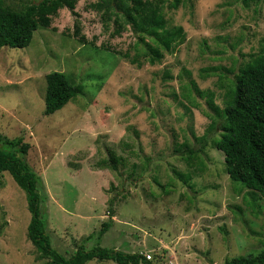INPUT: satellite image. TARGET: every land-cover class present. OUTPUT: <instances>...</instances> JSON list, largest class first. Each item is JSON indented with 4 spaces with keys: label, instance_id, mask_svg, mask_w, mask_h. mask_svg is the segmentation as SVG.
Instances as JSON below:
<instances>
[{
    "label": "rangeland",
    "instance_id": "1",
    "mask_svg": "<svg viewBox=\"0 0 264 264\" xmlns=\"http://www.w3.org/2000/svg\"><path fill=\"white\" fill-rule=\"evenodd\" d=\"M32 1L4 0L16 9ZM97 1L79 0L76 8L89 43L65 34L75 30L77 17L64 8L51 27L38 28L29 46L0 49V135H22L31 144L27 161L48 196L41 208L53 247L69 257L80 244L100 243L143 253L152 264H223L261 252L264 197L226 172L225 154L212 144L222 130L208 92L223 109L222 84L262 51L264 0L165 6L168 26L182 25L186 40L156 64L141 57V67L132 62L139 53L136 34L129 28L114 35L113 22L104 25L91 7ZM52 71L83 84L84 93L45 115ZM205 140L194 164L176 153L184 141L201 148ZM110 149L124 160L119 170L101 166ZM174 169L192 172V187ZM112 210L113 224L100 238ZM30 220L26 192L4 172L0 264H51L28 237Z\"/></svg>",
    "mask_w": 264,
    "mask_h": 264
},
{
    "label": "trees",
    "instance_id": "2",
    "mask_svg": "<svg viewBox=\"0 0 264 264\" xmlns=\"http://www.w3.org/2000/svg\"><path fill=\"white\" fill-rule=\"evenodd\" d=\"M79 0H35L21 9L7 5L0 0V49L3 47L24 48L30 45L39 27H51L54 17L61 9L68 8L77 17L75 30L65 33L75 37L82 43H89L83 33L78 19L77 3ZM249 4L258 0H242ZM181 0H98L91 7L101 12L104 25L114 24L113 34H121L131 28L137 36L136 47L139 53L132 58L138 67L143 65V57L151 64L161 62L167 52L186 40V31L182 25L169 27L164 14V7L178 8ZM141 46V47H140ZM120 53V52H119ZM125 57L128 53H123ZM45 115L62 109L72 99L84 93L83 84H75L61 71H52L46 75ZM195 89L200 92L197 84ZM227 87L225 107L221 109L214 102V94L208 92L209 107L221 119V134L212 139L215 148L225 154L226 172L230 179L247 188L252 193L264 197V47L262 51L235 73L234 79ZM213 121L211 128L216 129ZM208 145L202 143L201 148H193L184 141L176 147V153L191 164L197 155ZM31 144L20 135L10 138L0 135V175L9 172L16 183L26 192L31 220L27 233L41 258H47L51 264H86L88 261L113 260L117 264H152L145 254L126 252L116 248L102 246L100 243L88 249L80 244L75 253L69 257L53 247L47 231L46 219L42 212V204L48 200L42 177L27 161ZM108 158L101 161L103 168L119 170L124 164L123 158H117L113 150H109ZM197 169V168H196ZM195 169V170H196ZM175 176L189 187L193 173H184L174 169ZM113 203V199L111 200ZM111 209L113 205L111 204ZM114 210L109 220L103 222L99 237L103 236L113 224ZM6 222L0 226V234ZM93 236L89 235V240ZM223 264H264V249L257 253L238 255L225 259Z\"/></svg>",
    "mask_w": 264,
    "mask_h": 264
},
{
    "label": "built area",
    "instance_id": "3",
    "mask_svg": "<svg viewBox=\"0 0 264 264\" xmlns=\"http://www.w3.org/2000/svg\"><path fill=\"white\" fill-rule=\"evenodd\" d=\"M146 256H147V255H146ZM150 257H151V255L148 254V258H150Z\"/></svg>",
    "mask_w": 264,
    "mask_h": 264
}]
</instances>
